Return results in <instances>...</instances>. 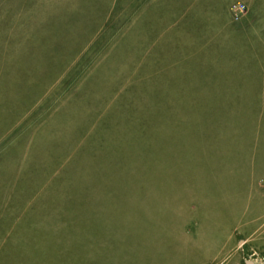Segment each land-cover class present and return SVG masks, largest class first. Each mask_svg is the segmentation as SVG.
Here are the masks:
<instances>
[{
  "label": "rangeland",
  "instance_id": "374dc122",
  "mask_svg": "<svg viewBox=\"0 0 264 264\" xmlns=\"http://www.w3.org/2000/svg\"><path fill=\"white\" fill-rule=\"evenodd\" d=\"M0 264H264V0H0Z\"/></svg>",
  "mask_w": 264,
  "mask_h": 264
}]
</instances>
